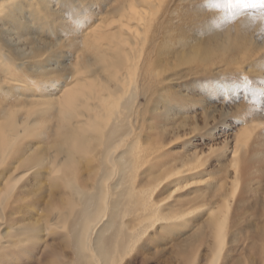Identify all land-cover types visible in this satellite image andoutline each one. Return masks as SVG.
I'll use <instances>...</instances> for the list:
<instances>
[{
    "label": "bare ground",
    "instance_id": "bare-ground-1",
    "mask_svg": "<svg viewBox=\"0 0 264 264\" xmlns=\"http://www.w3.org/2000/svg\"><path fill=\"white\" fill-rule=\"evenodd\" d=\"M174 1L186 0H0V264L43 255L49 238L69 250L57 264H123L148 229L166 220L152 196L172 170L147 189L137 181L150 153L144 156L150 149L139 141L143 68L161 63L162 55L205 64L217 53L238 50L228 30L193 46L175 40L171 30L178 25L171 21L185 9L178 11ZM172 45L189 48V60ZM61 49L65 55H55ZM152 69L150 75L157 73ZM34 134L38 145L24 144ZM28 176L50 185L37 208L41 224H24L13 213L25 195L18 184ZM6 209L12 210L8 216ZM221 224L215 236L221 247L209 264L220 260Z\"/></svg>",
    "mask_w": 264,
    "mask_h": 264
},
{
    "label": "rangeland",
    "instance_id": "rangeland-1",
    "mask_svg": "<svg viewBox=\"0 0 264 264\" xmlns=\"http://www.w3.org/2000/svg\"><path fill=\"white\" fill-rule=\"evenodd\" d=\"M174 2L178 11L185 9L171 21L173 26H179L171 30L173 34L169 32L175 40H189L193 46L204 42L209 34L219 33L222 37L228 30L230 44L234 43L238 50L217 53L205 64L179 63L165 55L161 56L162 64H145L148 78L139 81V85L147 88L146 98L141 92L137 99L145 110L139 141L141 149L151 150L144 156L153 154H147L139 168L138 185L147 189L155 185L162 173L172 170L173 174L162 181L152 196L161 205L160 212L167 222L149 228L123 264H209L221 247L215 238L220 222L224 225V244L218 264H264V97L258 94L264 92V20L254 8L236 10L232 17L233 10L225 0ZM92 11L90 18L97 14L95 6ZM34 33L48 39L40 31ZM243 39L250 47L244 45ZM174 46L171 48L178 52L185 51ZM188 49L182 52L187 60ZM59 52L64 56L66 51L61 49L55 55ZM57 61L62 63L64 58ZM149 69L158 76L150 75ZM40 127L36 134L44 128ZM36 134L24 144L38 145L41 138ZM81 166L80 173L85 178ZM174 170H180L176 171L177 176ZM28 178L18 184L25 195L13 210L27 225L39 220L41 213L37 208L51 191L48 183L39 184L33 177ZM9 209L4 212L7 216L12 213ZM210 212L213 213L209 215ZM177 213L182 216L171 219ZM130 216L125 218L126 224L132 222ZM37 223L41 224V220ZM50 243L43 255H33L23 264H57L63 256L70 257L62 243Z\"/></svg>",
    "mask_w": 264,
    "mask_h": 264
},
{
    "label": "snow or ice",
    "instance_id": "snow-or-ice-1",
    "mask_svg": "<svg viewBox=\"0 0 264 264\" xmlns=\"http://www.w3.org/2000/svg\"><path fill=\"white\" fill-rule=\"evenodd\" d=\"M225 3L229 9L233 10L232 17H234L237 14L236 10L245 9V8H254L258 11L259 18L264 20V0H225ZM216 6H220V5L217 4ZM256 18L257 17H253V20H255ZM262 31H264V29H262ZM253 94H256L254 90H253ZM258 94L261 97H264V92H260Z\"/></svg>",
    "mask_w": 264,
    "mask_h": 264
}]
</instances>
